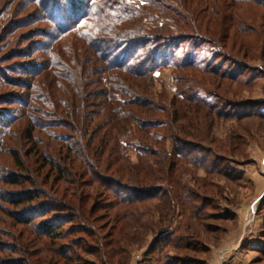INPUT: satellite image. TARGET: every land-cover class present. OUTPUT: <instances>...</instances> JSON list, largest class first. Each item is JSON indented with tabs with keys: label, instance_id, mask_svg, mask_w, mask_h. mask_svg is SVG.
Segmentation results:
<instances>
[{
	"label": "rangeland",
	"instance_id": "rangeland-1",
	"mask_svg": "<svg viewBox=\"0 0 264 264\" xmlns=\"http://www.w3.org/2000/svg\"><path fill=\"white\" fill-rule=\"evenodd\" d=\"M50 1H57L67 14L68 21L71 20L67 0ZM167 1L175 10L183 11V16H186L183 8L186 9L191 25L205 37L221 43L227 51L215 57L212 53L216 52L212 49L214 47H207L204 53L190 56L208 60L202 65L212 68L211 72L207 70L208 74H199L192 69L179 72L167 68L156 74L155 83L149 87L156 103L170 108L172 96L179 86L178 79L185 77L193 83H200L198 85L204 89L200 93L216 110H221L219 115L198 117L202 124L201 133L210 137L206 149L215 157L208 162H214L220 174H207L202 168L184 165L181 181L189 191L198 189L194 192L196 199H193L192 208L194 211L201 210L199 217L191 218V211L184 214V205H181L173 220L170 216L163 220L168 212L161 211L158 200L143 199L129 205L115 191L109 192L96 184L87 183V179L79 185H71L57 181L47 169L42 170V175L39 174L40 163L35 165L33 156H26L33 150L31 143L24 139L28 132H31L40 149L46 151L48 160L55 163L59 162L64 152L62 140L76 139L78 143L79 139L74 134H59L58 130L46 126L47 123H59V119L53 118L51 108L47 107L42 109L43 116H37L35 121L23 118L11 132L1 124L5 119H13L26 110L24 106L30 102L29 93L31 96V92L25 91L32 80L29 74L47 62L46 55L41 52L47 40L36 35V32L39 29H52L46 23H34L17 33L22 38L19 45L0 42V70L6 74H0V264H72L70 258L73 256L69 250L72 243L78 240L82 249L76 250L80 261L76 259L74 264H103L109 256L102 252L107 242H113L108 249L112 253L116 248H121L119 241H125V236L130 240V244L126 243L129 256L116 255L112 264H168L173 259L176 260L175 264H264V8L248 1ZM32 2L0 0V9L3 3L8 5L6 21L9 23L30 24L31 16L42 14ZM77 6L74 5V9L80 10ZM67 25L70 27L71 24L64 26ZM248 29L255 33L248 34ZM249 43H257V49L249 50L246 46ZM75 44L80 42L74 38L68 39L62 43V52L73 53L71 46ZM175 47V52L180 54L182 45L178 43ZM238 68L255 70L253 74L256 78L246 85L230 81L227 77L235 79ZM46 78L53 81L52 76ZM53 87L55 93L58 88L56 85ZM223 101H227V104H223ZM231 112L256 115L238 119L227 115ZM159 115L164 118L161 113ZM33 125L41 131H44L41 128H45L55 134H45ZM151 133L164 134V131L153 130ZM129 136L131 131L128 135L119 136L123 145L135 142ZM129 152L132 161L137 163L135 149ZM15 154L29 167L26 174L53 200L62 202L64 197L77 190L86 197L96 187L101 196L92 194L91 199L88 198V202L97 206V210L89 219L90 224L82 228L84 233L76 228L73 235L69 231L64 240L53 241L45 237L41 230L42 224L52 219L53 214H44L45 210L39 203L14 208L2 201L4 196L17 198L23 191L32 190L30 185H6L5 180L9 176L20 174L14 163ZM130 183L135 184L133 181ZM117 192L135 197L126 190ZM181 193L185 195L184 191ZM5 211L9 214H5ZM69 226L65 228L69 230ZM164 230L170 235L165 233L167 237L162 235L159 239ZM183 237L195 251L173 249V244L184 245ZM97 248L103 253L101 259L95 256Z\"/></svg>",
	"mask_w": 264,
	"mask_h": 264
},
{
	"label": "trees",
	"instance_id": "trees-1",
	"mask_svg": "<svg viewBox=\"0 0 264 264\" xmlns=\"http://www.w3.org/2000/svg\"><path fill=\"white\" fill-rule=\"evenodd\" d=\"M67 1L71 11L70 21L57 1L33 0L32 5L42 14L31 16L33 19L30 24L6 21L8 5L2 4L0 42L19 45L22 38L17 33L34 23H46L52 30L39 29L36 32V35L47 40L41 49L47 62L29 74L32 80L26 85L25 91L31 92V96L29 93L30 102L24 106L26 110L13 119H5L1 124L11 132L23 118L35 121L37 116L44 115L43 108H51L53 118L59 119V123H45L46 126L58 130L59 134H74L79 140L78 143L76 139L62 140L64 152L61 155L59 153L60 160L55 163L54 160H48L46 151L40 149L31 132H28L24 139L31 143L33 150L26 156H33V164L40 163V175L42 170L47 169L57 181L71 185H79L87 179V183L96 184L109 192L115 191L129 205L143 199L158 200L161 211L168 212L163 220L169 216L173 220L181 205H184V214L191 211L190 217L197 219L201 210L194 211L192 203L196 199L194 192L198 189L189 191L182 184L184 165L202 168L207 174L220 172L216 170L214 162H208L213 157L206 149L210 137L201 133L202 124L198 117L219 115L221 110H216L200 93L204 90L198 85L200 83H193L185 77L178 79L179 86L172 96L170 108L156 103L149 87L155 83L156 74L167 68L179 72L192 69L199 74H208L207 70L211 72L212 68L202 66L208 60L190 56L204 53L207 47H214L212 49L216 52L212 53L216 57L219 53H226V48L198 32L187 17V10L183 8L186 15L183 16L184 12L169 6L167 0ZM234 1H248L264 8V0ZM77 4L80 10L74 9L73 6ZM66 23L71 24L70 27H65ZM248 30V34L255 33L252 29ZM70 38L77 39L80 44L71 46L73 53L62 52V43ZM178 43L182 45L180 54L175 52ZM246 46L249 50L258 47L257 43ZM253 71L238 68L235 79L227 78L243 85L250 84L256 78ZM0 74L6 76L2 70ZM48 76H52L53 81L46 78ZM53 85L58 88L55 93ZM223 104H227V101H223ZM160 113L164 118L158 116ZM227 115L244 119L256 114L231 112ZM33 127L40 130L38 126ZM41 129H44L40 131L45 134H55ZM153 130H162L164 134H152ZM130 131L129 137L135 142L123 145L119 136L128 135ZM133 148L137 163L130 156L129 151ZM13 158L20 174L9 176L5 180L6 185H30L32 190L23 191L17 198L4 196L2 201L14 208L39 203L45 210L44 214H53L52 219L46 220L41 227L42 234L53 241L64 240L69 231L73 235L76 228L80 232L85 231L82 228L90 224L89 219L97 210V206L89 203L88 198L91 199L92 194L101 196L96 187L86 197L77 190L64 197L62 202L53 200L26 174L29 167L22 163L19 155L15 154ZM119 190L129 191L135 197L119 194ZM4 213L9 214L7 211ZM67 225H70L69 230L65 228ZM163 232L159 239L162 235L167 237V230ZM125 239L119 241L121 248H116L112 253L108 249L113 242H107L102 252L109 256L103 264L115 263L116 255L129 256L126 243L130 244V240L128 236ZM181 239L184 245L173 244L174 250H194L185 237ZM79 248L82 249L79 240L72 243L69 250L73 256L70 258L72 264L79 259L76 252ZM98 249L95 256L101 259L103 253ZM175 262L173 259L168 264Z\"/></svg>",
	"mask_w": 264,
	"mask_h": 264
}]
</instances>
